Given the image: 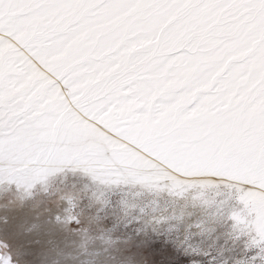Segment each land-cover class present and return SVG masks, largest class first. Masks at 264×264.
I'll return each instance as SVG.
<instances>
[{"label": "snow or ice", "instance_id": "1", "mask_svg": "<svg viewBox=\"0 0 264 264\" xmlns=\"http://www.w3.org/2000/svg\"><path fill=\"white\" fill-rule=\"evenodd\" d=\"M0 264H264V0H0Z\"/></svg>", "mask_w": 264, "mask_h": 264}]
</instances>
